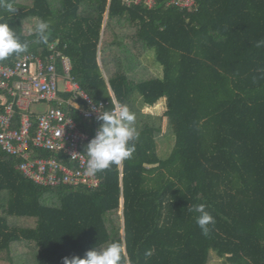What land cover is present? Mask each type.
<instances>
[{
	"label": "trees",
	"instance_id": "obj_1",
	"mask_svg": "<svg viewBox=\"0 0 264 264\" xmlns=\"http://www.w3.org/2000/svg\"><path fill=\"white\" fill-rule=\"evenodd\" d=\"M168 1L149 10L122 0H12L14 14L0 9L22 42L35 39L39 21L51 25L47 45L30 44L0 65L26 54L46 58L55 45L58 73L69 59L96 103L128 105L139 133L122 171L98 173L94 190L36 185L0 147L4 264H63L113 241L131 264H211V252L228 264H264V47H255L264 39V0H199L195 13ZM139 45L159 74L142 65ZM162 102L158 118L142 111ZM72 115L82 131L99 127ZM163 118L175 137L166 160L155 137ZM199 204L215 219L207 236L189 210Z\"/></svg>",
	"mask_w": 264,
	"mask_h": 264
},
{
	"label": "built area",
	"instance_id": "obj_2",
	"mask_svg": "<svg viewBox=\"0 0 264 264\" xmlns=\"http://www.w3.org/2000/svg\"><path fill=\"white\" fill-rule=\"evenodd\" d=\"M127 7L153 9L157 0H122ZM166 7L195 13L199 0H170ZM54 54L44 58L26 54L11 66L0 65V147L19 161L17 170L36 185L46 188L71 187L94 190L100 187L98 173L85 174L88 157L85 147L96 135L80 130L72 112L85 120L97 121L107 104L96 103L71 75L69 59L62 58L64 74H59ZM68 94L64 99L60 94ZM115 99V98H114ZM46 104L37 115L34 106ZM18 118V125L15 121ZM51 154L44 157L42 153ZM123 164V163H122ZM122 164L119 166L122 167Z\"/></svg>",
	"mask_w": 264,
	"mask_h": 264
},
{
	"label": "clouds",
	"instance_id": "obj_3",
	"mask_svg": "<svg viewBox=\"0 0 264 264\" xmlns=\"http://www.w3.org/2000/svg\"><path fill=\"white\" fill-rule=\"evenodd\" d=\"M0 9L14 14L17 9L12 0H0ZM35 39L21 41L20 36L10 24L0 18V62L6 61L13 55L28 52L30 44L49 43L51 25L48 21H39L34 29ZM255 47H264V39L258 40ZM111 107L102 110L97 115L99 127L96 135L85 147L88 157L85 174L94 176L97 173L120 166L125 160L130 159L136 151V141L139 133L136 129V115L127 104L110 98ZM189 210L195 213V222L203 235L210 232V225L215 223L214 217L206 210V205H193ZM151 256L152 251L145 253ZM63 264H131L122 242L113 241L107 246L94 247L89 250L84 258L73 256L65 257Z\"/></svg>",
	"mask_w": 264,
	"mask_h": 264
},
{
	"label": "rangeland",
	"instance_id": "obj_4",
	"mask_svg": "<svg viewBox=\"0 0 264 264\" xmlns=\"http://www.w3.org/2000/svg\"><path fill=\"white\" fill-rule=\"evenodd\" d=\"M20 3L23 5H30L32 3V0H20ZM122 30L123 32H125V27ZM137 49H138L137 53L139 54L141 53L142 55L141 56L142 65H145V67H148L150 70H152V72L159 74L161 72V68L155 63L154 58L144 53L145 49L143 50L140 45L137 47ZM134 100H135L136 106L142 108L143 105H142V100L140 96L135 95ZM163 107H164V103L162 102L156 108H153V109L150 108L149 110L148 108H143L142 111L145 112L150 117L158 118L163 113V109H164ZM47 108L48 107L46 104H41L38 106H34L32 108V112H37V113L42 114L46 112ZM155 137L158 143L159 156L162 160H166L171 155L174 149V146H175V137L173 133V128L171 124L169 123L168 119L163 118L162 130L156 133ZM211 254L213 258V261L211 264H228L224 260L219 259L215 252H211ZM0 264H4V261H2L1 259H0Z\"/></svg>",
	"mask_w": 264,
	"mask_h": 264
},
{
	"label": "crops",
	"instance_id": "obj_5",
	"mask_svg": "<svg viewBox=\"0 0 264 264\" xmlns=\"http://www.w3.org/2000/svg\"><path fill=\"white\" fill-rule=\"evenodd\" d=\"M107 19V18H106ZM100 64H101V61H100ZM68 95V94H67ZM60 96L62 97V98H64V99H66L64 96L65 95H63L62 93L60 94ZM48 107V106H47ZM48 109V108H47ZM149 110V109H148ZM47 111V110H46ZM37 115H40V113H37V112H35ZM167 119V118H166ZM122 169H123V166L120 168V170L122 171Z\"/></svg>",
	"mask_w": 264,
	"mask_h": 264
}]
</instances>
